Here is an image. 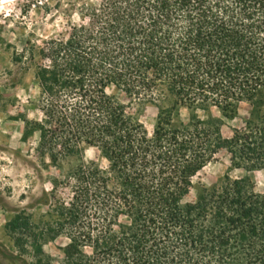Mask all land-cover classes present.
<instances>
[{
	"label": "trees",
	"instance_id": "trees-1",
	"mask_svg": "<svg viewBox=\"0 0 264 264\" xmlns=\"http://www.w3.org/2000/svg\"><path fill=\"white\" fill-rule=\"evenodd\" d=\"M63 3L46 11L61 12L67 33L14 54L39 83L41 118H24V137L37 131L55 166L86 147L99 159L68 172L71 196L51 221L21 210L6 223L19 251L53 264L44 244L66 237L61 264H264V193L250 177L227 174L186 200L222 150L234 166L264 168V0ZM110 87L158 106L151 131ZM184 107L188 121L175 116Z\"/></svg>",
	"mask_w": 264,
	"mask_h": 264
},
{
	"label": "rangeland",
	"instance_id": "rangeland-1",
	"mask_svg": "<svg viewBox=\"0 0 264 264\" xmlns=\"http://www.w3.org/2000/svg\"><path fill=\"white\" fill-rule=\"evenodd\" d=\"M43 1V2H42ZM57 0H0V264H36L29 252L21 253L15 244V235L8 232L6 223L18 212L24 210L35 223L51 221V207L58 201H67L71 190L65 185L68 172L81 161L98 160L96 148L86 147L81 155L73 154L64 158L58 166L47 156L42 157L37 149L38 132L24 137V118L39 120L41 112L37 108L39 83L35 77L33 62L25 71L14 59L15 52L30 50L32 44L41 46L51 37L65 35L67 19L60 11H46V4ZM64 0V6L69 7ZM97 2L98 0H91ZM75 21H79L77 15ZM29 57V53H27ZM109 93L128 105V111L151 131L159 108L151 103L130 100L115 87ZM251 105L243 103L233 119H226L223 126L225 136H231L233 129L242 125ZM216 115H221L215 110ZM200 114L204 116L203 112ZM177 119L188 121L190 111L181 108ZM232 179L250 177L257 191L264 193V168L247 170L234 166L226 150H222L210 163L194 177V187L187 201L197 199L202 187L212 189L221 186L225 176ZM58 179L55 187L52 180ZM66 237H59L44 244L45 252L53 258V264H61V246Z\"/></svg>",
	"mask_w": 264,
	"mask_h": 264
}]
</instances>
